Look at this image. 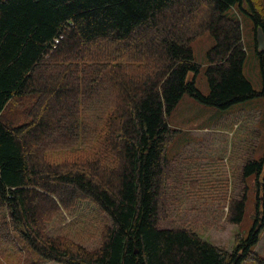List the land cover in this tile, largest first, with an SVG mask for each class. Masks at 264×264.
Returning <instances> with one entry per match:
<instances>
[{
    "label": "trees",
    "instance_id": "trees-1",
    "mask_svg": "<svg viewBox=\"0 0 264 264\" xmlns=\"http://www.w3.org/2000/svg\"><path fill=\"white\" fill-rule=\"evenodd\" d=\"M241 15L264 36V0H0V264H262L254 248L264 231V156L242 166L243 181L255 175V216L232 251L160 227L176 136L168 118L182 97L218 110L264 99L256 43L260 90L242 71ZM204 33L214 41L206 95L191 48ZM24 99L28 120L4 121L7 105ZM245 200L229 201L230 224ZM64 211L92 220L97 248L61 228L48 234Z\"/></svg>",
    "mask_w": 264,
    "mask_h": 264
},
{
    "label": "rangeland",
    "instance_id": "rangeland-1",
    "mask_svg": "<svg viewBox=\"0 0 264 264\" xmlns=\"http://www.w3.org/2000/svg\"><path fill=\"white\" fill-rule=\"evenodd\" d=\"M239 20L246 50L242 71L254 90H260L253 26L245 16L241 15ZM213 44L208 33L191 43L194 62L200 66L195 85L203 95L208 93L204 74L206 52ZM31 102L30 99L12 101L3 113L4 121L14 125L26 122ZM168 123L176 136L167 149V157L173 162L172 183L167 192L168 214L160 221V227L187 228L204 241L230 252L235 247L236 237L247 235L255 216V175L243 181L241 169L247 160H260L264 156V99L256 97L218 110L184 95ZM244 193L242 220L239 224H230L227 221L229 201L239 199ZM2 215L0 210V218ZM82 215L64 211L62 223L49 224L48 234L56 236L61 228L63 234L73 237L86 249L97 248L98 229L90 225V218ZM254 253L264 264V231Z\"/></svg>",
    "mask_w": 264,
    "mask_h": 264
},
{
    "label": "water",
    "instance_id": "water-1",
    "mask_svg": "<svg viewBox=\"0 0 264 264\" xmlns=\"http://www.w3.org/2000/svg\"><path fill=\"white\" fill-rule=\"evenodd\" d=\"M256 45L259 52L264 51V36L260 29H257Z\"/></svg>",
    "mask_w": 264,
    "mask_h": 264
},
{
    "label": "bare ground",
    "instance_id": "bare-ground-1",
    "mask_svg": "<svg viewBox=\"0 0 264 264\" xmlns=\"http://www.w3.org/2000/svg\"><path fill=\"white\" fill-rule=\"evenodd\" d=\"M48 60V59H47ZM49 106V105H48Z\"/></svg>",
    "mask_w": 264,
    "mask_h": 264
}]
</instances>
